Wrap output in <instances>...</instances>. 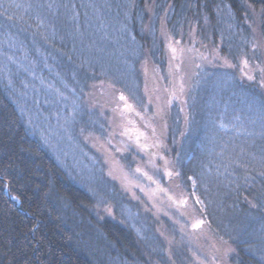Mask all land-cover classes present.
<instances>
[{"label": "trees", "instance_id": "1", "mask_svg": "<svg viewBox=\"0 0 264 264\" xmlns=\"http://www.w3.org/2000/svg\"><path fill=\"white\" fill-rule=\"evenodd\" d=\"M21 2L22 13L15 0H0L1 10L130 99L153 128L159 173L185 204L171 217L137 193L146 237L106 216L31 133L0 60V264H187L188 251L264 264V0ZM61 12L89 34L87 57L56 30ZM123 154L127 166L147 167L139 148ZM195 217L199 229L180 224Z\"/></svg>", "mask_w": 264, "mask_h": 264}, {"label": "rangeland", "instance_id": "2", "mask_svg": "<svg viewBox=\"0 0 264 264\" xmlns=\"http://www.w3.org/2000/svg\"><path fill=\"white\" fill-rule=\"evenodd\" d=\"M15 1V9L18 12L20 8L22 13L21 0ZM8 10H1L0 6L1 67L31 133L52 151L74 179L94 193L106 216L128 224L146 237L150 229L144 212L132 201L135 195L142 193L171 217L173 208L184 201L169 190L157 169L161 150L152 138L153 128L137 114L127 96L89 76L80 65L74 66L58 50L42 43L37 33L30 34L27 26L8 20ZM64 16L61 12L56 17V30L67 37L66 43L73 51L79 50L87 57L84 47L89 34ZM90 47L92 54L94 47ZM203 86L202 83V92ZM121 96L125 99L121 100ZM106 109L111 110L108 118ZM135 148L147 158V167L125 164L123 153ZM125 192L131 193L129 198L122 196ZM197 220L198 217L184 222L181 219L180 224L183 227L188 222L190 227ZM192 228L199 229L201 225ZM185 232L193 240L202 235ZM179 259L187 264H222L211 256V251H188Z\"/></svg>", "mask_w": 264, "mask_h": 264}, {"label": "snow or ice", "instance_id": "3", "mask_svg": "<svg viewBox=\"0 0 264 264\" xmlns=\"http://www.w3.org/2000/svg\"><path fill=\"white\" fill-rule=\"evenodd\" d=\"M9 19H11V17H9ZM244 63H245V65H247V61H244ZM248 78H249V79H252L251 76H249ZM120 99H121V100H124L125 97H124V96H121ZM177 175H179V173H177ZM203 222H204V221H202V220H201V221H198L197 223L193 224V227H194V228H197V227H199L200 224H202Z\"/></svg>", "mask_w": 264, "mask_h": 264}, {"label": "water", "instance_id": "4", "mask_svg": "<svg viewBox=\"0 0 264 264\" xmlns=\"http://www.w3.org/2000/svg\"><path fill=\"white\" fill-rule=\"evenodd\" d=\"M184 204V201H181L180 205ZM201 225V224H200Z\"/></svg>", "mask_w": 264, "mask_h": 264}]
</instances>
